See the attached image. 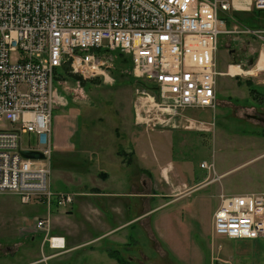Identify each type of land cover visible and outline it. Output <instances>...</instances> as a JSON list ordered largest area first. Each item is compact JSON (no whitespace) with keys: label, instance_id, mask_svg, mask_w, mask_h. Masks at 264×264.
I'll return each mask as SVG.
<instances>
[{"label":"built area","instance_id":"1","mask_svg":"<svg viewBox=\"0 0 264 264\" xmlns=\"http://www.w3.org/2000/svg\"><path fill=\"white\" fill-rule=\"evenodd\" d=\"M241 8L264 10V0L245 6L235 0H0V191L23 203L58 207L72 201L50 189L45 166L54 82L62 84L64 67L83 80L110 82L119 54L127 58L131 74L153 85V95L136 89L139 122L167 125L172 113L214 109L219 37L239 32L227 26L235 22L231 10ZM152 109L160 115L151 116ZM27 132L35 135V146H21ZM36 221L48 229L49 216ZM213 227L230 239L264 236V195L222 196Z\"/></svg>","mask_w":264,"mask_h":264},{"label":"rangeland","instance_id":"2","mask_svg":"<svg viewBox=\"0 0 264 264\" xmlns=\"http://www.w3.org/2000/svg\"><path fill=\"white\" fill-rule=\"evenodd\" d=\"M250 11L244 9L234 11V13L241 16L239 17L240 20L244 19L247 22L256 21V14L254 15ZM261 12L264 13V10ZM240 20L237 21L240 25L237 27L239 32L246 30V27L248 29L252 27L251 24L241 20L243 24ZM258 23L260 25L264 24L262 21H258ZM258 29L264 30V28ZM247 35L245 33H234L228 35L229 38L224 35L219 37V46L216 52L218 71H225L230 68L231 74L238 71L242 72L241 69L234 66L235 64H240L239 62L241 61L244 62L243 67L246 66V68L244 67L245 69L249 70L251 68L252 65H245L247 58H256L255 55L259 52L261 44L264 43V33H258V36L255 37ZM260 36L263 38H260ZM261 58L264 59L263 57ZM263 63L264 60H262L261 64L263 65ZM229 64L234 65L228 67ZM63 71L61 76L62 84L56 80L54 82L57 93L54 97L55 103L52 108L50 127L48 126L51 143V149L48 151L50 162L45 166L49 167L50 170V189L53 192L70 195L72 201L67 205L58 207L54 205L45 206L38 201L23 203L20 196L8 191H0V241L14 240L16 238L14 232L17 227L24 220L29 221L33 218V229L40 234L39 236L30 234L29 239H33V235L36 246L39 247L40 242L43 241L47 243L44 246L45 249L47 247L51 249L64 248V238L50 233L53 227L52 215H54L55 211L61 214L70 213V219L74 223L80 226L85 223V231L96 234L97 231L94 230L93 226L85 221L79 203L74 201L75 194L71 191H84L86 189L85 186L89 187L92 184H98L102 188L125 192L131 189L132 183L137 180L136 187L141 193H146L150 188L151 191L155 189L165 194L181 193L189 196L193 194V196L198 197L192 205L193 208L191 207L190 209L191 214L189 215L193 221L186 219L183 222H186V225L187 223L188 225L190 224L193 227V231L201 232V235H204L202 232H205L206 235L212 238V241L216 242L215 244H218L220 251L218 252L217 249H214L213 255L216 263L219 264L221 262L219 257H228V253L224 252V247L235 254L245 250L241 248L247 247L248 241L238 242L225 236L216 235L214 233L213 219L215 210L224 195L243 194L247 193L244 191L248 190L254 191L251 193L264 195V122L246 117V114L258 112L261 115L263 112V105L259 108H253L250 105L247 106L246 102L253 104L254 100L256 105H258V101L264 102V88L259 85L264 81V72H258L257 76L249 74L229 76L231 79L228 76H224V74L217 77V91L221 88L218 81H221L222 84L227 82V89L231 91H228L225 95H217V105L214 109L194 108L187 111L198 120L211 122L208 125H204L203 145H201L203 137L194 133V135L189 134L185 138L189 139L190 143L199 142L200 145L197 147L191 144L181 145L176 137L170 138V134H163L167 136V141L174 142L169 145V150L172 149V154L175 156L173 158L175 160L174 168H169L171 175L176 174L181 178L184 177L183 181L190 178L189 181L184 182L185 184L182 183L179 188L175 186V192H172L166 185L153 181L155 180L154 178H158L160 173L159 162L167 164L168 160H170L164 150L159 154L154 147L155 151L153 152L147 138L149 136L147 131L156 129L159 125L154 126L151 122H139L133 109V105H136V95L139 94L136 89L138 91L146 90L153 95V85L146 79L135 78L128 66L119 63V56L113 72L114 77L112 76L113 82H105L102 77L83 80L80 77H74L69 74L67 67H64ZM224 71L222 72L225 73ZM57 77L58 75H56ZM247 80H250L254 86H259V91L257 90L255 98L253 97L254 94L251 95L249 89H247L249 87L246 84ZM229 84L231 87H228ZM148 103L146 104L148 105ZM153 112L158 113L156 109H152L150 112L151 116ZM139 115L147 117L144 111L140 112ZM5 125L9 127L8 123ZM187 125H185V128ZM196 127L198 126L196 125ZM208 130L213 132L208 133ZM134 132H136V143H139L138 147L140 144L144 146L143 143L146 145L145 149L138 148L136 158L134 159L133 155L131 158L132 163L127 165L123 158L124 156L116 155V150L121 147L131 152L132 148L127 147L130 144L120 140L118 137L126 138L128 136L129 139L132 138ZM173 132L174 135L172 136H177V133ZM158 134L160 135L156 136L160 138L162 134ZM55 137H57V142L54 145ZM151 140L156 139L152 137ZM21 144L22 147L35 146V135L31 132L21 134ZM157 145L162 146L163 142ZM201 159H204L207 163H213V166L201 167L199 162ZM179 163L185 166L180 168ZM101 170L106 171L109 176L105 182H102L103 177L98 175ZM92 171L95 174H92ZM178 173L185 176L178 175ZM150 176L153 177V180L151 179L152 181L149 182L146 177ZM135 177L136 180L133 179ZM115 178H118V181ZM139 178L140 180L142 178L145 179L146 182L144 184L142 180L139 182ZM178 180L181 179L178 178ZM192 180L196 181L191 182ZM201 193H203L204 198H199ZM87 199L104 213L103 207L98 205L97 200L99 199ZM176 199L171 201V204H168L170 206L166 210L162 209L154 213L153 216L151 215L152 226L156 228V226L160 225L162 228L160 229L162 233H158V231L153 233V236L158 240H161V236H163V239L174 243H178L180 240H173L180 234L179 226L184 224L180 215L183 214L184 216L185 214L188 217L189 212H186V209L175 206L174 202ZM117 200L119 201H114V206L116 207L114 211L118 209L125 211L130 205L137 206L141 203V198L137 196L136 198L120 196ZM209 206L212 210L211 213L210 209H205V207ZM39 216H49L48 229H41L38 226L36 218ZM93 218L96 217L93 216ZM116 218L115 212L105 213V220L108 223L114 222ZM139 218L144 219L142 222L150 223L147 216L142 215ZM170 219H172V223L176 224H171ZM190 225L188 227H191ZM171 229L173 234L168 236L167 230ZM127 230L131 236V238H128L131 250L129 254L130 256H136V259L131 264H142L144 256L151 257L149 255L150 253L152 254L151 250H153L151 244H149L151 239L144 230H139L138 223H136L134 229L129 227ZM196 234L194 232L192 236ZM134 238L136 239V245L133 242ZM262 241L264 245L263 239H256L254 243L260 244ZM100 244L101 246L103 244L107 249H119L121 255L124 251L115 245H109L107 240H102L97 245L99 246ZM166 245L170 246L172 244L169 242ZM28 252L30 256L35 255L36 248L28 247ZM95 254L97 255L91 256L92 261L90 262L82 261L80 257H74L70 264H101L99 262L104 256L98 252H95ZM45 256L40 260L46 261L48 257L47 255ZM125 257L129 259L127 256ZM76 260L80 261L76 262ZM256 261L257 259L253 257V262L250 260L249 264H256ZM259 264L262 263L260 262Z\"/></svg>","mask_w":264,"mask_h":264},{"label":"crops","instance_id":"3","mask_svg":"<svg viewBox=\"0 0 264 264\" xmlns=\"http://www.w3.org/2000/svg\"><path fill=\"white\" fill-rule=\"evenodd\" d=\"M238 1L239 3L244 4V6L247 5V3L249 2V0H235V2H238ZM236 19L237 18H234V21L236 22V24L235 22H233V25H232L231 21H229L230 24H228L227 27L232 28L233 26H235L236 28V26L237 27L240 26L238 22L236 21ZM246 28H247L246 30L240 31L237 34L245 33V34L250 35L251 37H255V36H258V33L260 34L264 33V30L262 29H254L251 27L249 29L248 27ZM222 35L227 36V38H229L228 35L230 34H222ZM260 38H263V37L260 36ZM262 50H264V43L261 44L259 52L257 53V55H255L256 57L255 59H253V57L247 58V63L245 65H248V64L252 65L249 70L245 69L246 66H244L245 68L243 67L244 62L241 61L239 62L240 64H235V65L229 64L228 67L230 65L237 66L239 69H241L243 73L238 71L237 73L233 75H229L227 74L228 70L225 68L226 69L225 71L220 70L221 74L219 76H222L223 74L224 76H228V77L229 76L232 77L236 75L239 76L240 74H249V75L257 76L258 72H264V68H263L262 70H259L255 72L254 74L246 73V72L252 71L255 68L259 56L264 57V51ZM222 71H224L225 73H223ZM229 82L231 83V81ZM218 83L221 86V88H219L218 91L216 89L217 95L218 94L225 95V93L227 94L228 91H231L227 89V86H226L227 82L222 84L221 81H218ZM259 85L262 88H264V81L263 83ZM216 87H217V84H216ZM228 87H231V85L229 84ZM256 87H259V86H256ZM247 89H249V87ZM246 104L247 106L250 105L253 108L255 107L259 108V106L263 105L261 101H258L257 103L258 105H256L254 100H253V104L249 102H246ZM133 109H134V105H133ZM188 110L190 109L172 113L170 116V121L167 125L157 124L159 125V127H157L156 129H150L149 131H147L149 134V136L147 135L148 136L147 138L149 139V144L153 152L155 151V148L159 154L161 153L162 150H164L165 153H167V155L169 156L170 160H168L169 162L167 161L168 163L166 162L167 164H161L159 162L158 167L160 166L159 167L160 173L157 179L154 178L155 180H153L152 179L153 177L151 176L146 177V178L148 179L149 182L153 180L162 185H166L169 188V190H171L172 192H175L174 190L175 186L176 188H179V186L182 183L185 184L184 182L189 181L190 178H187L185 181H183L184 177L181 178L180 176H177L176 174L171 175V171H169V168L170 167L174 168L175 160L173 158H175V156L174 154H172L173 153L172 149L169 150V145H171L174 142L170 140L167 141L166 140L167 136H164L163 134H167V135L170 134L171 135L170 138L176 137V139L179 141L181 145L191 144L197 147L198 145H200L199 142L190 143L189 139L185 137H187L189 134L201 135L203 137L201 145H203L204 134H205L204 125L205 124L208 125L209 123H211L210 121H207V120L204 121V120L196 119L195 116L187 112ZM155 114L160 115L159 113H155ZM162 116L165 117V115H162ZM200 122H203V126L200 125ZM185 125H187L186 128H185ZM196 125L198 127H196ZM173 131L177 133V136H172L174 135ZM211 132L213 131L208 130V133H211ZM158 133L162 134L160 138L156 136V135H160ZM152 137L155 138L156 140H151ZM118 138L120 140H123L124 142H128L130 146H127V147L132 148L131 150V152H133L132 154L129 150H126L121 147H120L121 149L118 148L116 150L117 156L120 155L118 153V150L125 151L128 154V156L131 154L129 162H126L127 165H129L132 163L131 162L132 156L134 155V159L136 158V152L138 148L145 149L146 144L143 143L144 146L140 144V146L138 147L139 143H136V132L132 134V138L128 139V136L126 138H121V137H118ZM56 142H57V137H55L54 145ZM161 142H163V145L158 146L157 144ZM202 161H205V160L201 159L199 162L201 163ZM180 163H179L180 168L185 166ZM187 165L189 166V164ZM98 169L100 170V168ZM92 174H95L94 171H92ZM98 175L103 177L102 182H105L109 178L107 172L104 170L103 171L101 170V172ZM178 175L185 176L181 173H178ZM178 178H180L181 180H178ZM115 179L118 181V178H115ZM133 179L136 180V177ZM141 180L143 184L146 182V180L143 178ZM141 180L139 178V182ZM195 181L196 180H192L191 182H195ZM136 182L132 183L133 184L132 188L125 192H118V191H114L111 189L102 188V187H99L98 184H92L89 187L85 186L86 189L84 191H80V192L71 191L75 194L74 201L79 203V207L81 209V213L84 216L85 221L87 222V224H91L94 230L97 231V233L92 234L91 232L85 231V228H86L85 223H82L81 226L74 223L72 219H70V213L61 214L58 211H55L54 215H52L53 227L51 228L50 233L57 237H63L65 240V246L62 249H51L50 247H47L45 249L44 246L47 245V243H44L43 241H41L38 247L35 245L33 235H32L33 239L31 240L29 239L30 234H35L38 236L40 234L39 232H36L33 229V223H32L33 218L30 219L29 221L24 220L23 223L19 225L17 229L15 230L14 236L16 238L14 240L0 241V264H70L74 257H80L82 261L90 262L92 261L91 256L97 255L95 254V252H98L104 256V258H102L101 261L99 262L101 264H131V262H133L136 259V256L135 255L130 256L129 254L131 250H130L128 238H131V236L128 233L127 228L132 227L134 229L136 227V223H138V228L140 231L144 230L147 233V235L151 239V242H149V244H151L153 248V250H151L152 254L151 253L149 254L151 257L144 256V260L141 262L142 264L144 263H148V264H162V263L218 264L216 263V260L214 259V256H213L214 249H217L218 252L220 251V247H218V244H215L216 242L212 241V238L206 235L205 232H202V234L204 235H201V232L193 231L192 229L193 227L190 224L189 225L191 227H188L189 226L188 223L186 225V222H183L186 219L193 221V219H191L190 218L191 216L189 215L191 214L190 209L195 199L198 197L193 196V194L190 196L184 195L181 193L180 194L179 193L165 194L155 189L151 191L150 188H149V191H146V193H141L138 190V187H136ZM244 192H254V191L248 190ZM120 196H125V197L132 196L134 198H136L137 196L141 198V203H139L137 206L130 205L127 209H125V211L123 209H118L114 211V209H116V207L114 206V201L115 200L119 201L117 199ZM87 198L99 199L97 200L98 205L103 207L102 209L104 213H102V211L99 210L97 206L95 207L94 206L95 204L92 203ZM199 198H204L203 193H201ZM174 199H176V201L174 202L175 206H179L181 209H186L185 211L189 212L188 217L185 214L184 216L183 214L180 215V218L183 219L182 222L184 224H181L179 226L180 234L176 236L175 238H173V240L180 239L178 243L165 240L163 239V236H161V240H158L157 238H155L153 236L154 231H158V233H162V231H160V229L162 228L160 227V225L154 228L151 223V218L153 214L162 209L166 210L167 207L170 206L168 204ZM117 203H121V202H117ZM205 209H210V206L205 207ZM110 211L115 212V215H117L116 220H114V222L112 223H108L107 220H105V213L107 212L109 213ZM211 211L212 210L210 209V213ZM142 215L147 216L149 218L150 220L149 224L148 222H142V220H144L142 219L143 217L139 218ZM93 216H95L96 218H93ZM170 223L176 224V223H172V219H170ZM167 231H168V236H171L173 234L172 229L167 230ZM194 232H196L197 234L192 236ZM258 239L264 240V237H260ZM102 240H107L109 245H112V246L115 245L116 247H119L122 250H124L122 252V255L119 249H114V248L107 249L105 248L103 244L102 246L101 244L98 246L97 244L100 243ZM247 241H248L247 247L241 248L245 250L238 254L231 253L229 250L226 249V247H224V252L228 253V257H219L221 260L219 264H249L250 260L253 262V257L257 259L256 264H259L260 262L263 264V261H264L263 241L260 244L254 243V239H249ZM133 242L136 245L135 238L133 239ZM169 242L172 245L167 246L166 244ZM238 242H242V241H238ZM28 247L36 248V254L30 256L28 252ZM112 250L119 253L120 256L123 257L127 261V263H120L116 257L110 255L109 251H112ZM45 255H47L48 258H46V261H41L40 259H42V257H46ZM125 256H127L129 259H127ZM170 256L172 257L170 258ZM78 261L80 260H76V262Z\"/></svg>","mask_w":264,"mask_h":264},{"label":"trees","instance_id":"4","mask_svg":"<svg viewBox=\"0 0 264 264\" xmlns=\"http://www.w3.org/2000/svg\"><path fill=\"white\" fill-rule=\"evenodd\" d=\"M253 13H254V15L256 16V21H250V22H247V21H245L244 19H241L243 22H245V23H248V24H251L252 25V27L251 28H254V29H258V28H264V24H262V25H260L259 23H258V21H262V22H264V13L263 12H261V11H263V10H257V9H252L251 10ZM250 11V12H251ZM235 14V18H237V21H239L240 20V18L239 17H241L239 14H236V13H234ZM238 18H239V20H238ZM240 20V21H241ZM241 21V22H242ZM242 22V23H243ZM244 24V23H243ZM129 64H128V63ZM119 63H121V64H124L125 66H128L129 68L131 67V65H130V62H129V60L127 59V58H125L124 56H122L121 54H119ZM120 68H122V67H120ZM69 74H71V73H69ZM72 76H77V77H79L78 75H75V74H71ZM237 83H239V82H237ZM241 84V83H240ZM246 84H247V86H249V93L251 94V95H253V97L255 98L256 97V94H257V90L259 91V89H258V87H256V86H254L253 85V83L250 81V80H247L246 81ZM257 88V89H256ZM264 134V133H263ZM118 153L120 154V155H122V156H124V159H125V161L126 162H129V160H130V156H131V154L128 156V154L125 152V151H123V150H118ZM258 238H260V237H258ZM258 238H255L254 240H256V239H258ZM232 240H237V241H247V240H249V239H232ZM110 252V255H112V256H114V257H116L117 258V260L120 262V263H127V261L123 258V257H121L120 256V254L119 253H117L116 251H109Z\"/></svg>","mask_w":264,"mask_h":264},{"label":"water","instance_id":"5","mask_svg":"<svg viewBox=\"0 0 264 264\" xmlns=\"http://www.w3.org/2000/svg\"><path fill=\"white\" fill-rule=\"evenodd\" d=\"M246 117L256 119V120L264 119L259 114H246ZM21 152L25 157H28V158H41L42 157V154L38 151H21Z\"/></svg>","mask_w":264,"mask_h":264},{"label":"bare ground","instance_id":"6","mask_svg":"<svg viewBox=\"0 0 264 264\" xmlns=\"http://www.w3.org/2000/svg\"><path fill=\"white\" fill-rule=\"evenodd\" d=\"M244 9H245V10H252V9H254V8H250V9H246V8L232 9V10H231V14H232V16L235 18L234 11H237V10H244ZM236 20H237V19H236ZM261 57H262V56H261ZM261 57H260V59L257 61L255 68H254L252 71L248 72V73L254 74L255 72H257V71H259V70H262V69L264 68V63H263V65L261 64L262 60H264V59H262ZM263 58H264V57H263ZM242 73H243V72H242ZM227 74L233 75V74H235V73L231 74V73H230V68H229Z\"/></svg>","mask_w":264,"mask_h":264},{"label":"flooded vegetation","instance_id":"7","mask_svg":"<svg viewBox=\"0 0 264 264\" xmlns=\"http://www.w3.org/2000/svg\"><path fill=\"white\" fill-rule=\"evenodd\" d=\"M263 93H264V91H263ZM262 103H263V112H262V114H261V116L264 118V102L262 101ZM259 107H261V106H259ZM251 114H259L258 112H254V113H251ZM261 122H264V119H262V120H260Z\"/></svg>","mask_w":264,"mask_h":264}]
</instances>
